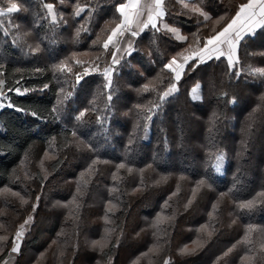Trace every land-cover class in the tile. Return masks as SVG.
Returning <instances> with one entry per match:
<instances>
[{"label": "trees", "instance_id": "obj_1", "mask_svg": "<svg viewBox=\"0 0 264 264\" xmlns=\"http://www.w3.org/2000/svg\"><path fill=\"white\" fill-rule=\"evenodd\" d=\"M84 3L85 0H80ZM116 0H108L103 11H99L95 17V23L92 25L91 34H82L79 44L73 45L69 39V31L65 28L58 30L56 37H52L51 32L46 29H37L41 36L47 37L42 47L45 51L36 56L25 57L23 53L10 46V42L4 43L0 49V60L7 62L6 69V87L5 91L12 102L21 108L30 111H36L47 119L36 120L31 115L17 113L14 109L0 110V151L5 155H0V190L4 187H11L13 191H20L22 195L33 196L39 194L35 192L37 182L25 181L23 184L11 183L10 177L13 168H17L19 161L23 159L24 152L31 145V158L34 163H38L43 158V153L49 149L48 141L56 137V144L53 145L56 152L63 158L65 153L68 159L59 163L53 159L48 162V169L53 171L45 185L46 194L42 197L40 206L37 208L36 221L32 230L25 236L22 244L21 255L15 257V264H36V261L43 259L41 264H61L62 259L68 260V264H106L109 254L114 255V264H132L134 260L140 258V264H162L167 256L171 255L174 264H214L217 256L223 254L228 248H235L226 258L227 264H242V257L245 255L246 247L239 243L243 239L246 226L251 223L258 228L264 227V207L258 208L252 213H237L235 204L231 199H225L220 205L221 219L225 224L231 222L233 218L237 223L231 227H220L213 237L204 244L203 248L190 256L177 255L180 248L185 245H191L198 236L199 229L206 223H209V213L211 206L219 197L220 192L227 191L233 184V176L239 175L241 183L237 185V190L233 192L236 200H247L257 196L264 191V110L256 113V120L252 126L251 133L246 132V125L249 122V114L259 107V96L264 94V85L259 80L253 81L251 78L241 84L237 89L239 102L236 105H226L223 101L217 100L216 95H210L208 89L209 78L216 81L218 85L225 88L229 83L224 77L225 64L221 61L210 62L211 67L201 65L196 71H188L180 81V93L178 99H173L171 103L163 106L162 112L153 118L149 130V139L140 141L136 153L130 157L131 165L136 168H144L152 163L153 169L145 173L146 181L151 184L152 181L159 179L160 175H169L167 183L147 188L142 195L122 199L130 201L123 211H117L114 214L116 225L123 227L126 232V239L119 249L101 255L98 251H92L86 247V241L100 239L104 234L106 225L103 221L104 206L109 199L107 189L112 186L111 174L115 172V164L124 162L123 145L126 144L128 135L132 132L135 124V109L133 105L142 103L148 105L150 101L156 99L154 92H146L137 95L135 88L142 87L143 83L155 81L158 90H163L169 83L172 73L163 69V62L170 59L171 56L182 51L189 43L192 48L197 47L194 42L193 34L199 33L201 37L210 31V28H204L196 23L195 18L188 16L166 17L175 26L179 27L181 34L189 37L186 42L169 39L163 36L157 39L156 45L149 47L153 31L146 29L137 39L138 52L127 57L129 63L134 64L135 68L124 67L121 70L120 77L114 82L117 89V95L121 97L120 112L129 111V116L121 115L109 125L112 135L109 141H105L103 136H95L94 143L100 148V156L112 161L109 165H101L103 176L97 181L94 178L93 184L89 185L88 193L84 196L85 206L80 210L83 223L77 227L72 220L66 219L68 209L52 208V203L60 201L67 203L71 201L75 194L76 181L79 179V173L83 171L90 162L88 157L92 154L85 148H65V136L71 139V125L68 123L58 124L52 120L49 115L50 109L56 100V93L59 90V83L54 78L51 71V64L58 62L66 56H70L73 50L88 52L89 56L78 57L85 67H89L95 58V53L103 51L97 49L92 44L96 34L104 27L105 21H111L118 17L114 12L113 4ZM126 2V0H125ZM35 4L34 0H30ZM58 10L69 15L72 12L75 0H65L63 4L60 0H55ZM174 4V0H170ZM241 0H224V5L220 8H213L212 12L218 15H225V6L227 9L237 7ZM232 13L229 11L228 15ZM85 14H82V17ZM214 15V19L218 18ZM29 26L34 19V9L28 13ZM27 24V23H26ZM223 24V22H222ZM217 26V28L221 27ZM160 34H157L159 36ZM48 38H55L56 44H50ZM154 52L155 63H147V51ZM264 52V37L258 38L252 43L246 51H241V57L245 61V68L250 64L252 67H264V55L258 53ZM257 53V54H253ZM6 59V60H4ZM223 60V57L221 58ZM179 62V61H178ZM196 62L190 61L188 68ZM142 65V66H141ZM73 71H82L83 69L72 63ZM17 67L22 68V73H16ZM34 67L44 69L41 73H35ZM144 71V76L137 73ZM147 69V71H145ZM163 69V70H162ZM206 69V71H205ZM136 73V74H133ZM59 76V73H56ZM23 76L19 85L15 84L17 79ZM71 82V76L68 77ZM84 88L78 89L79 99L74 96L71 102L72 107L87 106L96 98L101 90L102 77L99 73L93 72L87 76ZM243 79V77H242ZM63 76H61V81ZM43 83H48L49 88L44 92H30L24 96H17L15 92H7V87L12 86L21 88H39ZM201 84V91L205 95L204 103L190 102L188 93L197 84ZM131 85V86H130ZM67 87V85H65ZM100 107L103 106V97L97 101ZM216 112L220 116L217 121L219 129L215 137L216 148L227 154V159L223 169L222 176H215L212 189L202 188L194 205L184 211L183 205L187 198L191 196V189L195 187L196 182L203 178L207 173H212L209 159V132L212 113ZM69 129L65 134L62 130ZM85 133L84 139H92L97 131L96 126H89L82 129ZM33 133H36L33 135ZM117 133H119L117 135ZM168 140V150H164L163 140ZM247 142V151L242 157L239 153L243 144ZM183 144L181 148L180 145ZM12 146V150H8ZM58 169V170H56ZM240 169V173H237ZM31 172L39 174V169L30 167ZM22 175V173H20ZM63 174V176H62ZM124 176L122 185L125 189H130L134 184H138L137 174L128 175L121 170ZM180 175H185L184 181L179 180ZM215 175V174H214ZM177 184L180 185V193L168 203L171 207L165 208V201L168 196L176 191ZM51 187L52 191H49ZM32 189V190H30ZM6 211L2 214V210ZM173 220L166 219L173 214ZM25 208H21L19 200L10 195L0 197V224H4L6 231L0 229V235L12 237L13 229L18 227L24 218ZM110 216L112 214H109ZM161 218L159 224L160 233L164 240L169 241L165 244L164 250L159 255L143 256L154 242L152 223ZM64 230L63 237L57 236L61 230ZM144 231L137 238L136 232ZM79 232L78 241L80 251L75 256L73 262L70 257L59 256V246L67 241L69 245L77 241L76 233ZM253 240L261 239L259 233H253ZM53 240H58L57 245H52ZM11 244V239L8 241ZM52 245L50 248L49 246ZM71 247L68 248L70 252ZM8 258L7 249L0 259ZM28 258V261H24ZM11 259V258H8Z\"/></svg>", "mask_w": 264, "mask_h": 264}, {"label": "snow or ice", "instance_id": "obj_2", "mask_svg": "<svg viewBox=\"0 0 264 264\" xmlns=\"http://www.w3.org/2000/svg\"><path fill=\"white\" fill-rule=\"evenodd\" d=\"M65 0H60L63 4ZM7 6H0V30H3L5 37H11L10 46L19 49L25 56H36L45 51L42 47L47 37L41 36L37 29H46L51 32L52 37H56L57 32L61 28L69 31V39L73 45L79 44L82 34H91L92 25L95 23V17L99 11L104 10V6L108 0H85L81 3L80 0H75L72 12L69 15L58 10L55 0H35V4H31L30 0H6ZM224 5V0H174V4L170 0H116L113 4L114 12L118 13L111 21H105L104 27L96 34L95 40L92 41L94 47L102 48L103 51H97L95 58L89 67H85L78 57L89 56L88 52H80L73 50L70 56L59 59L58 62L51 64V71L54 78L59 83V90L56 93L55 103L50 109L49 115L52 120L58 124L68 123L71 125V139L65 136V148H85L92 155L88 157L89 163L85 169L79 173V179L76 181L75 194L71 201L61 203L56 201L52 203V208L68 209V216L66 219L72 220L73 224L79 227L83 223L81 219L80 210L85 206L84 196L88 193L89 185L93 184L94 178L98 181L103 176V169L101 165H109L111 160L102 158L99 154L100 148L93 141L95 136H103L107 142L112 135V130L109 125L115 120L119 119L121 115L129 116L132 109L129 111L120 112L121 97L117 95V89L114 87V82L120 77L121 70L124 67L135 68L134 64L129 63L127 57H131L133 53L138 52L137 39L141 33L146 29L153 31L151 43L149 47L156 45L157 39L163 36H168L169 39L186 42L189 37L181 34L179 27L171 21L166 20V17H180L188 16L195 18L196 23L204 28H210V31L201 37L199 33L193 34L194 42L197 47L192 48L189 43L182 51L171 56L163 62V69L169 70L172 75L169 78V83L163 90H158L155 86V81H148L143 83L142 87L135 88L137 95H142L146 92H154L156 99L149 102L148 105L137 103L133 105L135 111V124L132 132L128 135L126 144L123 145L124 162L115 164V172L111 174L112 186L107 189L109 199L104 206L103 221L106 227L104 234L100 239L86 241V247L92 251H98L102 256L108 252L119 249L126 239V232L123 227L116 225L114 214L117 211H123L127 208L130 201L122 199L123 196L133 197L142 195L144 191L153 186H158L167 183L169 175H160L159 179L152 181L149 184L145 179V173L149 169H153V164L149 163L144 168H136L131 165L130 157H132L139 146L140 141H147L149 139V130L153 118L158 116L166 103H171L173 99L179 98L181 91L179 85L182 77L185 74L186 68L188 71H196L201 65L211 67L210 62L221 61L225 64L224 77L229 82L225 88L223 85H218L216 81L209 78L208 89L210 95H216L217 100L223 101L226 105H236L239 102V95L237 89L241 84L251 78L253 81L259 80L261 85H264V67H252L248 64L245 68V61L241 57V51H246L247 48L255 42L256 39L264 37V0H241L237 7L227 9L225 6V15H218L212 12L213 8H220ZM34 9V19L30 27H26L20 23H13V14L16 13H30ZM231 15H228V12ZM82 17V14H85ZM214 15L218 18L214 19ZM223 22V24H222ZM221 27L217 28V26ZM157 34H160L157 36ZM50 44H56L55 38H48ZM8 41H6L7 43ZM147 51V63H155L154 52ZM257 54V53H253ZM264 55V52L258 53ZM223 57V60L221 58ZM179 61V63H178ZM190 61L196 63L188 68ZM79 65L82 71H73L72 63ZM142 66V65H141ZM7 62L0 60V110L14 109L17 113H25L31 115L36 120H43L45 123L47 119L36 111H30L26 108L16 106L11 98L7 96L6 87V69ZM162 69V70H163ZM24 70L20 67L15 69L16 73H22ZM35 73L44 71L41 67H34ZM147 71V69H145ZM206 71V69H205ZM93 72L99 73L102 77L101 90L98 92L95 99L87 106L72 107L73 97L79 99L78 89H83L86 84V77ZM56 73L60 75L57 76ZM139 76H144V71L137 69ZM136 74V73H133ZM61 76L63 80L61 81ZM71 76V82L68 77ZM243 77V79H242ZM23 79L15 81L19 85ZM67 85V87H65ZM131 86V85H130ZM49 88L48 83H43L41 87L37 88H21L12 86L7 87V92H15L17 96H24L30 92H44ZM190 102L204 103L205 95L201 91V84L197 83L191 91L187 94ZM103 97L104 103L100 107L97 101ZM260 105L249 114V122L246 125V132L251 133L252 126L256 120V113L264 110V94L259 96ZM220 116L212 113L210 120L209 132V151L208 156L212 161L210 167L212 173H207L203 178L199 179L195 187L191 189V196L187 198L183 205L184 211H188L196 202L198 193L202 188L212 189L215 176H222L223 169L227 159V154L216 148L215 137L219 131L217 128V121ZM96 126L97 131L92 139H84L85 133L82 129L89 126ZM65 134L69 129L62 130ZM36 133H33L35 135ZM119 133H117L118 135ZM163 142L164 150H168V140L165 137ZM49 148L56 144V137H52L49 141ZM183 147V144L180 145ZM247 142L242 146V149L237 155L242 157L247 151ZM8 150H12V146H8ZM6 153L0 151V155ZM44 159L40 161V173L34 174L29 169L31 164V145L29 149L24 152L23 159L19 161L17 168L12 169L10 181L11 183L19 182L23 184L25 181L37 182V188L33 196L22 195L20 191H13L11 187H4L0 190V197H15L19 200L21 208H25L24 218L19 223L18 227L13 229L12 240L10 246L7 244L8 237L0 235V257L4 255L7 249V257L13 261L16 256L21 255V247L25 236L32 230V226L36 221L37 208L40 206L42 197L46 194L45 185L49 181V177L53 175V171L45 168L44 160L55 159L59 163H63L68 159V154L65 153L61 159L58 154L50 155L49 151L43 153ZM58 170V169H56ZM121 170L128 175L137 174L139 177L138 184H134L130 189L122 187L124 183V176L121 175ZM22 173V175L20 174ZM240 173V169H237ZM215 174V175H214ZM185 175H180L179 180L184 181ZM232 186L225 192H220L219 197L211 206L209 213V223L204 224L200 229V236L191 244L180 248L177 255L190 256L202 249L204 244L210 240L220 227H231L237 223V219L233 218L230 223L225 224L220 215V205L225 199L233 200L237 213H252L258 208L264 207V191L257 196L247 200H236L233 197V192L237 190V185L241 183L239 175L233 176ZM180 193V185L177 184L176 191L168 196L165 201V208L171 207L169 201L177 197ZM109 214H112L111 216ZM175 218V210L173 214L166 219L173 220ZM161 218L152 223L151 227L154 229V242L143 256L159 255L165 248V244L169 241L163 240L160 233L159 224ZM0 229L6 231L5 225L0 224ZM144 229L136 232L135 236L139 238ZM253 233H259L261 239L254 241ZM65 235L62 229L57 233L58 238ZM77 241L71 245L67 241L59 246L60 257H70L73 262L75 256L80 251V244L78 241L79 232L76 233ZM240 244L247 246L245 255L242 257V264H264V227L258 228L256 225L249 223L246 226L243 239L239 241ZM58 240H53L52 245H57ZM52 245L49 247L51 248ZM71 247V251L68 248ZM235 248H228L222 255L217 256L214 264H227L226 258ZM0 259V264H9V259ZM41 258L36 261V264H41ZM114 255L109 254L106 264H114ZM61 264H68V260L62 259ZM99 264V262H98ZM132 264H140V258H137ZM162 264H174V259L171 255L163 259Z\"/></svg>", "mask_w": 264, "mask_h": 264}, {"label": "rangeland", "instance_id": "obj_3", "mask_svg": "<svg viewBox=\"0 0 264 264\" xmlns=\"http://www.w3.org/2000/svg\"><path fill=\"white\" fill-rule=\"evenodd\" d=\"M35 1V0H34ZM126 2H127V0H126ZM143 2H145V0L143 1ZM0 6H4V7H6L7 6V3H6V0H0ZM29 16H28V13H16V14H13V23H20V24H23V25H25L26 27H30L29 26V20H32V19H29ZM27 23V24H26ZM6 41H8V42H10L11 41V37L9 36V37H5L4 35H3V30H0V49H1V47H2V45L4 44V43H6ZM24 55V54H23ZM25 57H30V56H25ZM4 60H6V59H4ZM179 63V62H178ZM47 151H49L50 152V155H52V154H58L57 152H56V149H55V147L54 146H52V148L50 149H48ZM44 159V157L42 158V160ZM51 160H53V159H50V160H44V166H45V168H47L48 169V162H50ZM31 164H32V167H33V169L35 170V169H39L40 170V168H39V164H40V162H38V163H34L33 161H31ZM31 164L29 165V169H30V167H31ZM62 176H63V174H62ZM19 183V182H18ZM19 184H21V183H19ZM49 189V191H54V190H51V187H49L48 188ZM30 190H32V189H30ZM2 210V214L6 211L5 209H1ZM9 239H11L12 240V237H10V238H8V240H7V244L10 246V243L8 242L9 241ZM22 248H24V247H22ZM22 250V249H21ZM15 261L16 260H12V259H9V264H15ZM25 262L26 261H28V258L27 259H25L24 260Z\"/></svg>", "mask_w": 264, "mask_h": 264}, {"label": "crops", "instance_id": "obj_4", "mask_svg": "<svg viewBox=\"0 0 264 264\" xmlns=\"http://www.w3.org/2000/svg\"><path fill=\"white\" fill-rule=\"evenodd\" d=\"M144 0H142V3H143Z\"/></svg>", "mask_w": 264, "mask_h": 264}, {"label": "water", "instance_id": "obj_5", "mask_svg": "<svg viewBox=\"0 0 264 264\" xmlns=\"http://www.w3.org/2000/svg\"><path fill=\"white\" fill-rule=\"evenodd\" d=\"M21 249H22V247H21Z\"/></svg>", "mask_w": 264, "mask_h": 264}]
</instances>
